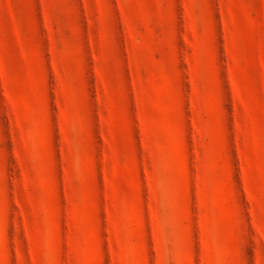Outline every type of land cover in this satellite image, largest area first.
Here are the masks:
<instances>
[{"label": "rangeland", "instance_id": "1", "mask_svg": "<svg viewBox=\"0 0 264 264\" xmlns=\"http://www.w3.org/2000/svg\"><path fill=\"white\" fill-rule=\"evenodd\" d=\"M0 264H264V0H0Z\"/></svg>", "mask_w": 264, "mask_h": 264}]
</instances>
